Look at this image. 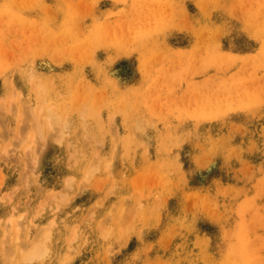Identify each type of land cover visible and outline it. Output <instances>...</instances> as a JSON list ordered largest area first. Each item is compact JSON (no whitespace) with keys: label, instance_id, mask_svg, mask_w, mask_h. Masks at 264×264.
I'll use <instances>...</instances> for the list:
<instances>
[{"label":"rangeland","instance_id":"rangeland-1","mask_svg":"<svg viewBox=\"0 0 264 264\" xmlns=\"http://www.w3.org/2000/svg\"><path fill=\"white\" fill-rule=\"evenodd\" d=\"M261 124L264 0H0V264H264Z\"/></svg>","mask_w":264,"mask_h":264},{"label":"bare ground","instance_id":"bare-ground-1","mask_svg":"<svg viewBox=\"0 0 264 264\" xmlns=\"http://www.w3.org/2000/svg\"><path fill=\"white\" fill-rule=\"evenodd\" d=\"M218 3V2H217ZM208 5H209V3H208ZM166 7V6H165ZM255 14V13H254ZM254 14H252V16H254ZM187 19V18H186ZM185 23H187V22H185ZM131 28V27H130ZM187 28V27H186ZM121 60V59H120ZM124 60V59H123ZM138 63L139 64H142V62L139 60L138 61ZM117 84V83H116ZM116 84H115V87H116ZM117 86H122V85H120V84H117ZM123 87V86H122ZM182 87V86H181ZM187 91V90H186ZM136 92V91H135ZM238 93H239V91H238ZM234 100V99H233ZM187 102V101H186ZM254 111V110H253ZM209 121H208V126H212V124H211V120H210V118H209V116H207L206 117ZM213 118V120L215 121V119L214 118H216V117H212ZM200 120V119H199ZM54 122H55V115H54V113L51 111V110H48V117H47V123H48V125H52V124H54ZM56 122H57V119H56ZM47 125V126H48ZM57 125V124H56ZM262 126V124L260 125V127ZM255 127H257L256 125H253V127L250 125V127L249 128H251V129H253V128H255ZM262 129H264V124H263V126L261 127ZM261 147H263L264 148V139H262L261 140ZM250 145V137L249 136H247L246 137V139L244 140V146L245 147H248ZM196 239H202L203 238V236L200 234V233H198V232H196ZM204 239H207L208 240V238L206 237V238H204ZM191 250H192V252L195 254V257H196V260L197 261H195L196 263H198V260L199 259H203V257L205 256V255H209V253L208 252H206L205 250H201L199 247H197L196 245L195 246H191ZM245 250H247L246 248H245ZM39 251V249L36 247H34L30 252H29V254H26V256H23V259L21 260V261H26V262H28V261H31L32 259H33V257H34V254H36L37 252ZM202 253V256L200 255ZM229 253V252H228ZM246 255V254H245ZM248 260V259H247ZM246 260V261H247ZM24 261V262H25ZM201 263H204V261L202 260L201 261ZM225 263H226V261H225ZM236 263V262H235ZM247 264H249V261H247ZM250 264H255V262H253V261H251V263ZM256 264H261V262H260V260H258L257 261V259H256Z\"/></svg>","mask_w":264,"mask_h":264}]
</instances>
